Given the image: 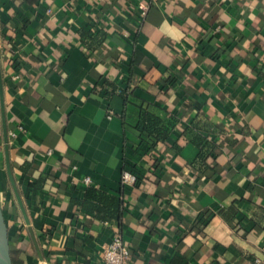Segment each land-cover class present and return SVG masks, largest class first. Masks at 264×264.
<instances>
[{
  "label": "crops",
  "instance_id": "1",
  "mask_svg": "<svg viewBox=\"0 0 264 264\" xmlns=\"http://www.w3.org/2000/svg\"><path fill=\"white\" fill-rule=\"evenodd\" d=\"M0 73L16 264H264V0H0Z\"/></svg>",
  "mask_w": 264,
  "mask_h": 264
},
{
  "label": "trees",
  "instance_id": "2",
  "mask_svg": "<svg viewBox=\"0 0 264 264\" xmlns=\"http://www.w3.org/2000/svg\"><path fill=\"white\" fill-rule=\"evenodd\" d=\"M87 34H89V33L87 32ZM124 98H125V96H124ZM134 127L140 133L144 134L145 136H147V138H149V140H150V146L149 147L151 148L150 149L151 153H154L156 155L155 159H154V165H157L159 167L160 155L155 150V146L157 145L158 142L165 141L169 135V129L164 125V119L156 116L152 112L143 108V109H140L139 117H138L136 123L134 124ZM136 177H137L136 181L139 182L140 177L137 175H136ZM0 190H2V184H0ZM0 194H1V192H0ZM93 195L108 197L107 195L102 194L101 192L97 191L94 188L88 189L87 196H93ZM110 201H111V206L113 208V210L110 213V217H114L117 221H119L120 216H121V212H120L119 207L122 204V199L117 197V196H111ZM82 203L84 206H87L90 209H92V206H89L88 203H85V202H82ZM1 205H2V203H1ZM99 209H100V207L97 206L96 210H99ZM2 211L4 214L5 213L4 205H2ZM9 246H10V254H11L12 264H16V261L14 259V252L15 251L12 250L10 240H9Z\"/></svg>",
  "mask_w": 264,
  "mask_h": 264
},
{
  "label": "built area",
  "instance_id": "3",
  "mask_svg": "<svg viewBox=\"0 0 264 264\" xmlns=\"http://www.w3.org/2000/svg\"><path fill=\"white\" fill-rule=\"evenodd\" d=\"M89 3L99 2L100 0H87ZM145 9L141 10L140 16H143ZM111 114V110H108ZM10 135H14V132H10ZM136 174L131 170H123L121 173V183L126 185H132L136 182ZM84 182H89V178L85 177ZM100 264H132L131 252L127 243L123 240L121 234L115 231L112 238L101 245L99 251Z\"/></svg>",
  "mask_w": 264,
  "mask_h": 264
},
{
  "label": "water",
  "instance_id": "4",
  "mask_svg": "<svg viewBox=\"0 0 264 264\" xmlns=\"http://www.w3.org/2000/svg\"><path fill=\"white\" fill-rule=\"evenodd\" d=\"M0 107H1L2 137H3V143H4L3 149H4L5 169H6V173H7L8 179L10 181V184L12 186V190L15 194L16 199H17V203H18L20 210L22 212V215L24 217V220L26 223H28V218L26 216V213H25V210L23 208L21 199L19 197V193L17 192L16 186L14 184L12 174L10 171V166H9V159H8V153H7V130H6V124H5V116L3 113V94H2L1 73H0ZM0 264H12L7 225L5 222L4 214L2 211V205H1V194H0Z\"/></svg>",
  "mask_w": 264,
  "mask_h": 264
}]
</instances>
